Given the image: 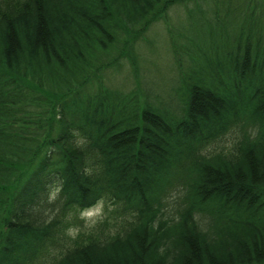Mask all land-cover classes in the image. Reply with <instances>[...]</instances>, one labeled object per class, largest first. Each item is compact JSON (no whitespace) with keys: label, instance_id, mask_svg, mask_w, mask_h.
I'll list each match as a JSON object with an SVG mask.
<instances>
[{"label":"trees","instance_id":"trees-1","mask_svg":"<svg viewBox=\"0 0 264 264\" xmlns=\"http://www.w3.org/2000/svg\"><path fill=\"white\" fill-rule=\"evenodd\" d=\"M0 264H264V0H0Z\"/></svg>","mask_w":264,"mask_h":264},{"label":"rangeland","instance_id":"rangeland-1","mask_svg":"<svg viewBox=\"0 0 264 264\" xmlns=\"http://www.w3.org/2000/svg\"><path fill=\"white\" fill-rule=\"evenodd\" d=\"M163 32H161L155 36L156 37L155 39L157 41V51H163L164 50V48H163L164 43H163V46H161V47L158 44V40L161 37V35L163 34ZM167 44L169 45V39L168 38H167ZM153 63H155V62H153ZM155 67H156V69H155ZM158 67L159 66L158 65L155 66V64L153 65V67H151L152 74H153V76L155 75V78L157 76V68ZM180 68H181V66H180ZM182 68H185V67L182 66ZM169 213L174 214L173 211H171V209L169 210ZM113 215L114 214H113V210H112L111 205H107V204H105V202L99 201V202L95 203L94 206L86 208L85 211H83V213H81L80 218L82 219V222L84 223L83 227L81 229H78L79 227L78 228L77 227L72 228L70 231H68V234L70 235V237L72 239H75V237H79L82 233L84 234V232H86V230L89 229L90 227H93L98 223H102L103 221L109 222V220L113 219Z\"/></svg>","mask_w":264,"mask_h":264},{"label":"bare ground","instance_id":"bare-ground-1","mask_svg":"<svg viewBox=\"0 0 264 264\" xmlns=\"http://www.w3.org/2000/svg\"><path fill=\"white\" fill-rule=\"evenodd\" d=\"M163 110V109H162Z\"/></svg>","mask_w":264,"mask_h":264}]
</instances>
